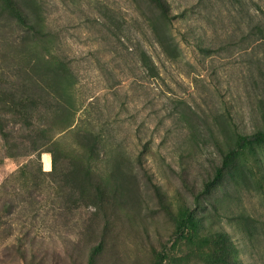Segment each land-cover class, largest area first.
I'll use <instances>...</instances> for the list:
<instances>
[{"label":"rangeland","instance_id":"374dc122","mask_svg":"<svg viewBox=\"0 0 264 264\" xmlns=\"http://www.w3.org/2000/svg\"><path fill=\"white\" fill-rule=\"evenodd\" d=\"M15 1L55 40L27 34L0 0V264H156L161 255V264H219L204 240L220 229L243 264H264V146L247 185L224 180L204 191L227 151L228 113L241 131L259 125L264 43L248 31L264 20V0H168L176 19L162 24L163 45L148 0ZM48 52L69 71L63 81L75 106L25 116L20 78L35 76L38 59L57 66ZM86 133L103 141L95 160L81 145ZM145 146L149 178L137 164ZM40 151L66 174L44 173L52 168ZM184 205L203 217L193 241L175 234Z\"/></svg>","mask_w":264,"mask_h":264},{"label":"trees","instance_id":"16d2710c","mask_svg":"<svg viewBox=\"0 0 264 264\" xmlns=\"http://www.w3.org/2000/svg\"><path fill=\"white\" fill-rule=\"evenodd\" d=\"M151 8L154 10L151 23L152 32L156 40L163 45L164 41L168 39L166 29L162 28V24H173L176 16L172 12L171 4L168 0H148ZM8 9L15 17L19 26L25 29V32L31 35L37 41L50 43L55 40V34L45 26V24L38 18L37 13L25 12L18 6L15 0H8ZM248 38H254L255 41L264 43V20L260 19L257 22V26L248 31ZM51 52H48L50 54ZM51 60L58 62L54 68H47L42 60L36 62L33 66L34 77L32 79L20 78V86L22 91L19 95V104L21 107V113L25 116L33 117L39 115L40 106H51L56 110L63 111L62 108L67 106H75V101H72V95L69 90L66 89L63 81V75L68 73L65 64L58 57L57 54H50ZM142 60L146 64L150 71L154 70L150 57L143 52ZM30 90L32 98H28L27 90ZM18 98L14 95H10V99ZM26 100H30L32 107L24 108ZM257 114L259 118V125L251 133L239 130V127L234 122L233 116L229 112L227 115L226 129L222 128V145H227V151L224 153L222 150V164L216 169L215 176L207 181L204 185L205 193L211 194L213 190L226 180L227 182L234 184L236 187L247 185V181H250L253 177H256V172L253 171L255 163L259 159V149L264 146V99L260 98L257 104ZM50 107V109H51ZM40 117V116H36ZM40 127L39 125L35 128ZM103 141L100 135H93L92 133H86L83 136L81 145L88 151L89 160H95L100 156L101 145ZM219 146V141H217ZM220 147V146H219ZM52 153V151H47ZM147 152V146L141 150L137 156V164L143 174L149 178V172L143 164V158ZM44 152L40 151L38 159ZM258 163V162H257ZM116 168L119 170L120 165L117 162ZM65 168L60 169V164L53 155L52 158V170L50 172H44L49 174H66ZM85 176L87 182L92 184V172L91 167L88 165L85 169ZM228 173V176H225ZM152 183V181H151ZM155 193L159 199L163 200V195L159 187L151 184ZM195 199H198L196 196ZM203 221V217H199L197 210L194 207L188 205L182 206L176 214V236L188 241H193V234H195ZM241 225L245 231H252L251 227H254L251 222L250 216H242ZM204 242H211L216 250L215 261L219 264H243L238 249L233 242L231 236L224 229L216 230L205 238ZM166 257L161 255V259L156 264H161Z\"/></svg>","mask_w":264,"mask_h":264},{"label":"bare ground","instance_id":"6f19581e","mask_svg":"<svg viewBox=\"0 0 264 264\" xmlns=\"http://www.w3.org/2000/svg\"><path fill=\"white\" fill-rule=\"evenodd\" d=\"M43 164H44V169L49 171L52 168V161L51 157L49 154L45 153L43 154Z\"/></svg>","mask_w":264,"mask_h":264}]
</instances>
